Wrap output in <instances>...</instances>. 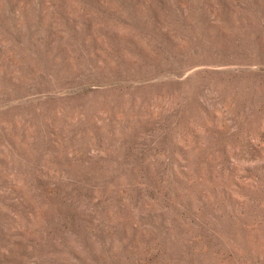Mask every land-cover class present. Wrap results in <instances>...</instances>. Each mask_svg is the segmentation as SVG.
<instances>
[{"label":"rangeland","instance_id":"374dc122","mask_svg":"<svg viewBox=\"0 0 264 264\" xmlns=\"http://www.w3.org/2000/svg\"><path fill=\"white\" fill-rule=\"evenodd\" d=\"M0 264H264V0H0Z\"/></svg>","mask_w":264,"mask_h":264}]
</instances>
